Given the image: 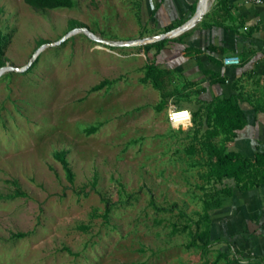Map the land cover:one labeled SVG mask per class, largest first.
I'll use <instances>...</instances> for the list:
<instances>
[{"label":"rangeland","instance_id":"rangeland-1","mask_svg":"<svg viewBox=\"0 0 264 264\" xmlns=\"http://www.w3.org/2000/svg\"><path fill=\"white\" fill-rule=\"evenodd\" d=\"M152 3L35 8L0 0V67L27 65L0 74V264H205L216 257L211 245L206 252L187 245L193 222L179 230L187 223L179 210L198 219L208 191L205 126L196 131L192 119L172 124L167 116L170 102H193L190 86L179 97L166 81L172 95L157 110L161 91L141 81L154 62L143 44L68 35L78 27L113 41L154 35ZM102 81L109 82L93 89ZM105 200L115 203L107 218Z\"/></svg>","mask_w":264,"mask_h":264},{"label":"crops","instance_id":"crops-1","mask_svg":"<svg viewBox=\"0 0 264 264\" xmlns=\"http://www.w3.org/2000/svg\"><path fill=\"white\" fill-rule=\"evenodd\" d=\"M197 1L153 0L150 16L157 33L183 23ZM147 54L172 72L173 95L181 97L186 94L183 85L190 86L194 100L177 99L179 108L191 112L204 102L236 98L245 123L225 140L226 150L250 159L257 154L264 158V2L206 0L200 21L167 38L158 52L151 47ZM228 56H237L239 62L225 63ZM229 183L232 194L209 211L210 248L217 253L209 263L264 264V180L246 189L233 180Z\"/></svg>","mask_w":264,"mask_h":264},{"label":"trees","instance_id":"trees-1","mask_svg":"<svg viewBox=\"0 0 264 264\" xmlns=\"http://www.w3.org/2000/svg\"><path fill=\"white\" fill-rule=\"evenodd\" d=\"M28 5L35 8H57L71 7L73 0H24ZM194 10V5L190 8V13ZM153 10L152 12H154ZM191 15L187 16L189 18ZM186 18V19H187ZM180 24V23H179ZM4 35L0 32V57L4 46ZM167 39L156 40L151 43H145L142 47L147 51L154 47L158 52ZM173 74L169 69L159 67L154 62L145 64V72L141 78L142 82L150 81L154 88L161 91V101L156 105L157 110H161L167 105V100L172 93L166 92V81L172 80ZM109 81H102L93 89L100 88ZM191 119L196 124V131L199 127L205 126L204 137L207 139L205 148L207 152V171L205 174L206 186L208 191L205 193L207 198L203 199V212L200 213L198 219L193 220L183 211L179 210L178 216L185 217V223L181 229L195 224V229L190 230L191 239L187 243L188 246L199 248L206 252L211 245L210 235V209L218 208L222 205L223 197L232 194V185L229 180L240 188L246 189L258 184L264 180V158L262 154L255 155L252 159L241 156L238 152L226 150L227 138L235 136L237 131L241 129L245 123V115L240 108L236 98L220 99L218 101H209L202 103V106L191 113ZM89 133L96 130L95 126L86 129ZM56 158L60 161L65 170L67 180L73 181V172L65 158L64 151H58ZM203 188V186H202ZM16 194L21 195L23 192L17 191ZM114 202L105 200V210L103 217L107 218ZM157 210L172 211L175 204L170 207H163L153 203ZM85 228V227H82ZM177 227H175L174 230ZM25 232H16L14 237H22ZM69 251V249H67ZM205 264H211L206 262Z\"/></svg>","mask_w":264,"mask_h":264},{"label":"water","instance_id":"water-1","mask_svg":"<svg viewBox=\"0 0 264 264\" xmlns=\"http://www.w3.org/2000/svg\"><path fill=\"white\" fill-rule=\"evenodd\" d=\"M200 1L201 0L197 1V4H196V7H195L193 14L189 18H187L183 23L179 24L178 26H176V27H174V28H172L166 32L157 33V34L150 35L147 37H143V38H139V39L126 40V41L106 40V39H102V38L98 37L97 35H95L93 32H91L86 27H78L76 29H73V30H71V32L68 33V35L72 34L76 30H80V31L87 33L88 36L90 38H92L93 40H96L100 43H104L107 45H139V44L154 42V41L160 40V39L171 38V37L183 32V31L187 30L191 26L195 25L198 21H200V19L202 18L203 14H204V11H205V8L204 9L199 8ZM26 67H27V65L23 66V67L2 66V67H0V74L3 73L5 70L23 71L26 69Z\"/></svg>","mask_w":264,"mask_h":264},{"label":"built area","instance_id":"built-area-1","mask_svg":"<svg viewBox=\"0 0 264 264\" xmlns=\"http://www.w3.org/2000/svg\"><path fill=\"white\" fill-rule=\"evenodd\" d=\"M248 1L255 3V4H260V3L264 2V0H248ZM223 61L227 64H237L239 62V58L237 56H228V57H225L223 59ZM185 111H187L190 114L189 117L174 115V114H178V113H183ZM167 116H168V120L170 123L181 124V123L187 122L191 119V112L187 108L171 107V108H169V110L167 112Z\"/></svg>","mask_w":264,"mask_h":264},{"label":"clouds","instance_id":"clouds-1","mask_svg":"<svg viewBox=\"0 0 264 264\" xmlns=\"http://www.w3.org/2000/svg\"><path fill=\"white\" fill-rule=\"evenodd\" d=\"M174 115L183 116V117H189L190 114L187 111H185L183 113H178V114H174Z\"/></svg>","mask_w":264,"mask_h":264},{"label":"bare ground","instance_id":"bare-ground-1","mask_svg":"<svg viewBox=\"0 0 264 264\" xmlns=\"http://www.w3.org/2000/svg\"><path fill=\"white\" fill-rule=\"evenodd\" d=\"M205 4H206V0H201L199 3V8L204 9L205 8Z\"/></svg>","mask_w":264,"mask_h":264}]
</instances>
